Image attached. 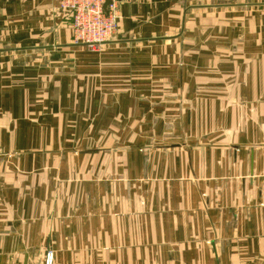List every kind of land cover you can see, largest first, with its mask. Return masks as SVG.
Wrapping results in <instances>:
<instances>
[{
    "label": "crops",
    "instance_id": "obj_1",
    "mask_svg": "<svg viewBox=\"0 0 264 264\" xmlns=\"http://www.w3.org/2000/svg\"><path fill=\"white\" fill-rule=\"evenodd\" d=\"M118 15L0 0V264H264V0Z\"/></svg>",
    "mask_w": 264,
    "mask_h": 264
},
{
    "label": "built area",
    "instance_id": "obj_2",
    "mask_svg": "<svg viewBox=\"0 0 264 264\" xmlns=\"http://www.w3.org/2000/svg\"><path fill=\"white\" fill-rule=\"evenodd\" d=\"M106 1L110 4L104 11ZM58 11L70 19L72 42L98 52L106 41L117 34L118 0H56ZM42 264H53V254L48 252Z\"/></svg>",
    "mask_w": 264,
    "mask_h": 264
},
{
    "label": "rangeland",
    "instance_id": "obj_3",
    "mask_svg": "<svg viewBox=\"0 0 264 264\" xmlns=\"http://www.w3.org/2000/svg\"><path fill=\"white\" fill-rule=\"evenodd\" d=\"M117 10H118V4H117ZM116 36V34L110 39V40H108V41H106V43L104 44V45H102V47L100 48V50L107 44V43H109L110 41H112V40H114V37ZM71 41H72V32H71ZM72 44H73V42H72ZM73 46H77V47H82L85 51H87V52H92V53H98V52H95V51H89V50H87L86 49V46H82V45H74L73 44ZM44 259H45V255H44ZM44 259H43V261H44Z\"/></svg>",
    "mask_w": 264,
    "mask_h": 264
},
{
    "label": "water",
    "instance_id": "obj_4",
    "mask_svg": "<svg viewBox=\"0 0 264 264\" xmlns=\"http://www.w3.org/2000/svg\"><path fill=\"white\" fill-rule=\"evenodd\" d=\"M109 4H110V1H106V2H105L104 7H103L104 11L106 10V7H107Z\"/></svg>",
    "mask_w": 264,
    "mask_h": 264
}]
</instances>
